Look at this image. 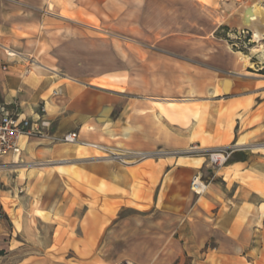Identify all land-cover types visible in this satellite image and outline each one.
<instances>
[{
    "label": "crops",
    "instance_id": "0c3cea01",
    "mask_svg": "<svg viewBox=\"0 0 264 264\" xmlns=\"http://www.w3.org/2000/svg\"><path fill=\"white\" fill-rule=\"evenodd\" d=\"M104 3L0 0V110L35 118L45 103L49 133L79 140L23 138L18 158H1L0 249L28 248L18 264H264V53L202 52L226 56L207 63L213 104L179 115L170 105L209 98L188 86L161 98L137 84L112 91L61 66L63 35L106 32L87 19L105 22L94 11L105 14ZM230 145L238 149L219 168L175 154ZM195 175L207 183L201 195L189 187Z\"/></svg>",
    "mask_w": 264,
    "mask_h": 264
},
{
    "label": "rangeland",
    "instance_id": "374dc122",
    "mask_svg": "<svg viewBox=\"0 0 264 264\" xmlns=\"http://www.w3.org/2000/svg\"><path fill=\"white\" fill-rule=\"evenodd\" d=\"M104 2L105 14L100 8L94 11L99 10V17L105 22H99L96 15L87 19L106 32L95 29L92 34L79 33L72 38L63 35L59 63L80 79L112 91H121L124 86L132 89L137 84L147 94L161 98L167 93L166 89L180 91L182 86H188L195 89L191 93L199 99L209 98L193 100L185 106L170 105L179 115L185 111L191 118L197 116L201 105L213 104L214 96L208 89L215 85L216 69L207 63L216 56L210 53L204 59L202 52L234 50L259 58L264 53V0H144L140 9L124 7L117 0ZM247 6L257 8L262 21L257 24L261 32L259 40L253 37V27L244 23L242 14ZM124 11L125 18L117 16ZM224 25L227 29H221ZM170 52L180 55L168 54ZM221 57L226 56L216 58ZM186 59L190 64L188 68L181 64ZM251 66L257 71L261 64ZM199 85L206 87L205 96L198 90ZM187 124H191V120ZM96 153L105 156L102 152ZM28 253L25 246L12 251L4 247L0 249V264H18Z\"/></svg>",
    "mask_w": 264,
    "mask_h": 264
},
{
    "label": "built area",
    "instance_id": "2783aa9c",
    "mask_svg": "<svg viewBox=\"0 0 264 264\" xmlns=\"http://www.w3.org/2000/svg\"><path fill=\"white\" fill-rule=\"evenodd\" d=\"M61 94V89L55 88L52 90V96ZM0 160L4 156H12L18 158L21 154V141L23 138H35L48 140L51 143H75L79 142L78 132L69 131L62 136H55L49 133L51 124L44 115L46 113L45 103H43L36 112L35 118H28L15 111L0 110ZM91 148L102 151L103 147L92 142H81ZM264 145V144H263ZM238 148L235 146H222L214 149L201 150L195 146L188 149L175 152L177 155H200L207 159V162L214 168H219L227 163L232 153ZM162 153H149L147 156H158ZM143 156V155H142ZM1 166V164H0ZM207 183L200 176L195 175L190 180V190L201 195L205 192ZM129 264V263H126Z\"/></svg>",
    "mask_w": 264,
    "mask_h": 264
},
{
    "label": "bare ground",
    "instance_id": "6f19581e",
    "mask_svg": "<svg viewBox=\"0 0 264 264\" xmlns=\"http://www.w3.org/2000/svg\"><path fill=\"white\" fill-rule=\"evenodd\" d=\"M49 5V4H48ZM261 13H263L261 11V9L259 10ZM243 16V19H244V23L249 25V26H252L253 27V37L256 39V40H259L261 39L260 35H261V32L259 30V27L257 26L258 22H260L262 24V21H260V16L257 15V8L255 7H246L245 8V11L244 13L242 14ZM264 17V16H263ZM264 19V18H263ZM262 20V19H261ZM264 22V20H263ZM264 24V23H263ZM15 52V51H14ZM7 53L8 54H13L12 50H7ZM237 53V52H236ZM241 54V53H240ZM238 55V54H237ZM241 57H245V55H241ZM263 146V145H262ZM261 147V146H260Z\"/></svg>",
    "mask_w": 264,
    "mask_h": 264
},
{
    "label": "trees",
    "instance_id": "16d2710c",
    "mask_svg": "<svg viewBox=\"0 0 264 264\" xmlns=\"http://www.w3.org/2000/svg\"><path fill=\"white\" fill-rule=\"evenodd\" d=\"M221 29H227V27L226 26H222Z\"/></svg>",
    "mask_w": 264,
    "mask_h": 264
}]
</instances>
